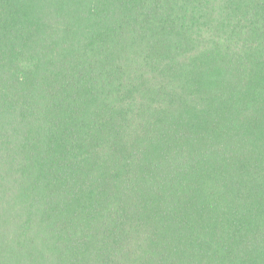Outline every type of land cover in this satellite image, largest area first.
<instances>
[{
    "label": "trees",
    "instance_id": "obj_1",
    "mask_svg": "<svg viewBox=\"0 0 264 264\" xmlns=\"http://www.w3.org/2000/svg\"><path fill=\"white\" fill-rule=\"evenodd\" d=\"M0 264H264V0H0Z\"/></svg>",
    "mask_w": 264,
    "mask_h": 264
}]
</instances>
